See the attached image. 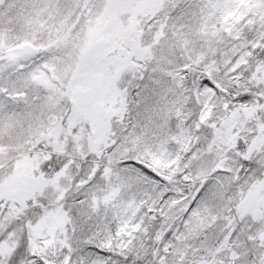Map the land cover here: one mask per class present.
<instances>
[{
	"label": "snow or ice",
	"instance_id": "6c2138e0",
	"mask_svg": "<svg viewBox=\"0 0 264 264\" xmlns=\"http://www.w3.org/2000/svg\"><path fill=\"white\" fill-rule=\"evenodd\" d=\"M0 264H264V0H0Z\"/></svg>",
	"mask_w": 264,
	"mask_h": 264
}]
</instances>
